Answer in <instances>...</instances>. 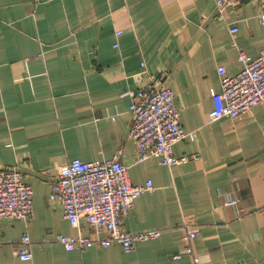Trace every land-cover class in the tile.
I'll use <instances>...</instances> for the list:
<instances>
[{"label":"crops","instance_id":"0c3cea01","mask_svg":"<svg viewBox=\"0 0 264 264\" xmlns=\"http://www.w3.org/2000/svg\"><path fill=\"white\" fill-rule=\"evenodd\" d=\"M217 1L0 0V166L17 167L34 192L28 221L0 220V264H264V102L209 117L218 67L234 74L240 52L264 49V0H233L223 17ZM161 74L183 128L196 132L174 145L190 160L171 166L137 162L130 135L127 92ZM75 158H118L133 184L152 180L123 225L162 235L132 251L54 243L79 232L49 200L60 166ZM185 225L197 232V263L185 252ZM80 230L92 229L82 220ZM25 233L31 260L17 255Z\"/></svg>","mask_w":264,"mask_h":264},{"label":"built area","instance_id":"2783aa9c","mask_svg":"<svg viewBox=\"0 0 264 264\" xmlns=\"http://www.w3.org/2000/svg\"><path fill=\"white\" fill-rule=\"evenodd\" d=\"M232 1H217L220 17H223L224 9ZM260 18L264 23V13ZM231 32L236 33L237 27H232ZM122 33L123 30L117 31V35ZM239 60L242 67L234 74H230L225 66L218 67L222 89L212 92L213 108L209 113L212 121L224 117L236 118L264 102V49L256 57L240 52ZM142 65L146 66L145 62ZM127 93L132 97L130 135L138 150L136 161L156 157L161 164L167 166L189 161L191 157H179L175 154L174 145L185 138L194 140L196 132H188L183 128L176 93L166 85L164 75L154 76L145 86ZM153 189L152 180L145 184H133L129 166L118 158L69 160L60 166L49 200L62 205L63 217L79 232L77 235L60 234L53 242L69 251L104 248L113 244H120L126 251H132L140 242L160 237L164 228L129 231L123 225L136 199ZM33 213L32 187L24 181V176L17 167L1 165L0 220L28 221ZM82 220H86L91 226L89 235L80 230ZM185 228V252L197 263L199 258L195 255L192 244L197 232L188 225ZM44 243L45 241L42 242ZM32 245L30 235L23 234L17 255L22 260H31ZM181 255L176 254L175 257Z\"/></svg>","mask_w":264,"mask_h":264},{"label":"rangeland","instance_id":"374dc122","mask_svg":"<svg viewBox=\"0 0 264 264\" xmlns=\"http://www.w3.org/2000/svg\"><path fill=\"white\" fill-rule=\"evenodd\" d=\"M116 34H117V32H116ZM143 66V65H142Z\"/></svg>","mask_w":264,"mask_h":264}]
</instances>
